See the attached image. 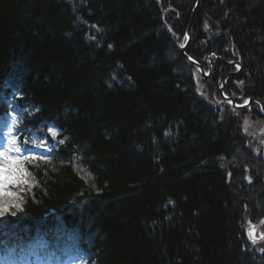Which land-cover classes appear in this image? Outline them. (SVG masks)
<instances>
[{"label":"trees","instance_id":"trees-1","mask_svg":"<svg viewBox=\"0 0 264 264\" xmlns=\"http://www.w3.org/2000/svg\"><path fill=\"white\" fill-rule=\"evenodd\" d=\"M196 4L0 0V116L13 103L21 130L61 141L9 186L22 203L0 216L5 245L17 228L96 264H264L246 236L264 221V161L242 125L264 118L216 106L223 64L200 95L179 50ZM191 33L206 71L210 52L241 60L228 96L238 81L264 104V0H199Z\"/></svg>","mask_w":264,"mask_h":264},{"label":"snow or ice","instance_id":"snow-or-ice-1","mask_svg":"<svg viewBox=\"0 0 264 264\" xmlns=\"http://www.w3.org/2000/svg\"><path fill=\"white\" fill-rule=\"evenodd\" d=\"M95 27V26H93ZM209 25L207 22H205L204 28L207 30ZM95 39V37H92ZM184 39H188V34L185 33ZM184 44H181L180 47H184ZM111 47V45H109ZM191 59V57H189ZM239 64L236 65L237 70H239ZM242 84L243 81H240ZM220 87H223L221 85ZM203 94V93H202ZM227 96V94H225ZM228 104H232L233 101L231 99L227 100ZM249 101L245 100L244 104H248ZM242 106V105H241ZM245 124H247V121H245ZM49 132H51L52 137H55L57 133L53 129H49ZM264 143V141H261ZM9 148L7 149L8 152H17L20 149L16 147V140L10 139L8 141ZM39 147V145L37 146ZM0 158H3V161L0 162V216H4L6 213L10 212L13 209H19L21 207L22 198L15 192L9 191V186L14 185L16 188L20 189V191H23L22 185L27 184V180L23 179L24 173L22 169V163L20 157H14L9 156L6 154L5 151H0ZM29 159H35V157L26 156L23 158V160H29ZM40 159H44V157H40ZM251 178L249 177V181ZM169 203H172V201H169ZM13 214H15L13 212ZM261 223H264V221H261ZM249 224H251V221H249ZM256 226L252 225L250 231H249V237L252 239L253 243L256 242ZM259 239H264V233H262L259 237ZM261 251H264V249H261Z\"/></svg>","mask_w":264,"mask_h":264},{"label":"rangeland","instance_id":"rangeland-1","mask_svg":"<svg viewBox=\"0 0 264 264\" xmlns=\"http://www.w3.org/2000/svg\"><path fill=\"white\" fill-rule=\"evenodd\" d=\"M174 59H176V57L174 56L173 57ZM184 71V70H183ZM185 72V71H184ZM198 81L200 82L199 78H198ZM245 121H247V124H245ZM243 128H244V131L249 135V138H253L258 136L259 137V131H260V123H256L255 121H253L251 118L249 117H246L245 119H243ZM51 133V132H50ZM40 140V138H39ZM38 141V137L35 136L33 137V140L31 142V145L29 146L30 149H24V151L21 150L20 151H17V152H14L16 157H24L23 154L27 153V156H41V157H45V153L43 151H41V149L39 147H37L40 143L41 144H47L46 141H43L41 140L40 142H37ZM53 141H54V144L57 143L56 139L53 137ZM75 258H78V257H69L67 258L66 260H58L57 261H48V264H80L79 261Z\"/></svg>","mask_w":264,"mask_h":264},{"label":"water","instance_id":"water-1","mask_svg":"<svg viewBox=\"0 0 264 264\" xmlns=\"http://www.w3.org/2000/svg\"><path fill=\"white\" fill-rule=\"evenodd\" d=\"M198 5H199V0H197L196 7H195V10H194V12H193V15H192L191 21H190V26H189V28H188V30H187V34H188L187 44H186V46H184L183 48H181V52L184 54V56L186 57V59H187L191 64L195 65V66L199 69V71L201 72V74H202L204 77H206L205 72H204V70H203V67H202L201 65H199L198 63H196L193 59H189V56L185 54V51H186V49L188 48V46H189V44H190V40H191V27H192V24H193V22H194V18H195V14H196V11H197V7H198ZM217 60H218V61H222V59H220V58H218ZM222 62H224V61H222ZM224 63H225L226 65H229V66L233 65V64H230V63H227V62H224ZM239 66H240V65H239ZM240 68H241V66H240ZM229 76H231V75H228V76L225 77V81H226V79H227ZM225 81H224V83H223V87H224V85H225ZM220 93L222 94V96H223L225 99H227V98L224 96V94H223V88L220 89ZM232 101H233V100H232ZM252 101H255V100H249L248 105H250V103H251ZM257 102H259V101H257ZM259 103H261V102H259ZM261 104H262V103H261ZM232 105H233L234 108L237 109V110H242V109H244L245 107L248 106V105H247V106H246V105H245V106H237V105L235 104L234 101H233Z\"/></svg>","mask_w":264,"mask_h":264},{"label":"flooded vegetation","instance_id":"flooded-vegetation-1","mask_svg":"<svg viewBox=\"0 0 264 264\" xmlns=\"http://www.w3.org/2000/svg\"><path fill=\"white\" fill-rule=\"evenodd\" d=\"M216 66V65H215ZM214 66V67H215ZM232 68H235V67H232ZM216 67L214 68V71H213V75L216 73ZM232 72V71H230ZM234 84H236V91L234 92H231V97L235 98V99H240V100H237V101H243L244 100V93H243V90L242 88L239 86L238 82H234ZM238 97H242V98H238ZM263 118H264V115H262ZM262 125L264 126V121H262ZM262 131L264 132V127H262ZM261 131V133H262ZM263 134V133H262ZM264 136V135H263ZM264 141V137H263V140ZM261 146H262V149H264V143L261 142Z\"/></svg>","mask_w":264,"mask_h":264},{"label":"bare ground","instance_id":"bare-ground-1","mask_svg":"<svg viewBox=\"0 0 264 264\" xmlns=\"http://www.w3.org/2000/svg\"><path fill=\"white\" fill-rule=\"evenodd\" d=\"M253 100V99H252ZM254 103V101H252L251 103H250V106L252 107V104Z\"/></svg>","mask_w":264,"mask_h":264}]
</instances>
